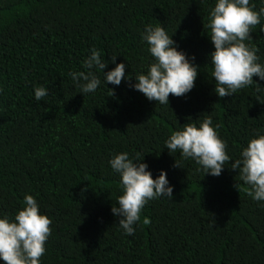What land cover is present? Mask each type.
I'll use <instances>...</instances> for the list:
<instances>
[{"label":"trees","instance_id":"1","mask_svg":"<svg viewBox=\"0 0 264 264\" xmlns=\"http://www.w3.org/2000/svg\"><path fill=\"white\" fill-rule=\"evenodd\" d=\"M250 3L257 11L264 7L262 0ZM214 5L0 0V216H14L26 194L37 199L52 221L41 264H264V207L247 195L231 162L219 177L204 176L195 162L164 149L173 131L209 114L232 162L257 131L264 133V92L255 84L222 99L214 92V47L204 28ZM158 23L178 50L195 57L199 73L191 92L170 94L169 106L148 101L123 80L102 83L95 94L78 93L68 73L84 71L93 48L108 62L105 73L117 56L135 83L134 75L152 60L140 33ZM261 27L264 18L245 43L258 49L264 64ZM37 86L48 91L39 102ZM122 152L139 155L153 179L165 171L174 189L173 200H153L142 209L132 236L111 213L122 193L108 161Z\"/></svg>","mask_w":264,"mask_h":264},{"label":"clouds","instance_id":"2","mask_svg":"<svg viewBox=\"0 0 264 264\" xmlns=\"http://www.w3.org/2000/svg\"><path fill=\"white\" fill-rule=\"evenodd\" d=\"M262 18L264 7L257 11L250 0H215V5L210 7L204 28L210 30L209 40L214 47L209 56L211 76L215 82L214 92L221 99L253 84L257 93L264 92V87L253 80L255 76L264 81V64L259 63L258 49L245 43L251 40V29L260 25ZM261 31L264 32V27ZM172 36L161 23L144 27L140 40L152 60L146 72L134 75L135 83H130L132 76H125L126 64H116L117 56L111 57L110 61L115 67L105 73L108 62L95 48L82 61L84 71H72L68 75L78 93L84 96L95 94L102 83L119 86L123 80L148 101L169 106V95L182 97L191 92L199 73L195 57L190 59L178 50ZM47 95L45 87H34L36 101ZM196 121L173 131L164 141V149L169 150L170 155L179 153L181 160L195 162L197 170L203 171L204 176L219 177L225 164L231 162V169L237 171L239 180L249 187L247 195L264 207L261 203L264 202V133L257 131L242 148L239 158L232 162L226 152L227 144L219 136V125H214L212 116L209 114L202 121ZM141 161L139 155L130 156L128 152L114 154L108 161L113 173L120 177L122 193L117 197L116 205L111 207V213L119 218L118 227L125 236L135 234L141 211L150 201L173 200L174 189L167 173L162 170L153 179L148 165ZM174 167L181 168L176 159ZM235 188L239 190L240 184L236 183ZM51 223L49 217L41 214L37 199L26 194L14 216H0V261L4 264H41L45 243L51 235Z\"/></svg>","mask_w":264,"mask_h":264}]
</instances>
